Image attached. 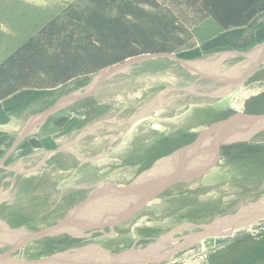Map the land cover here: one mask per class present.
I'll use <instances>...</instances> for the list:
<instances>
[{"label":"rangeland","instance_id":"rangeland-1","mask_svg":"<svg viewBox=\"0 0 264 264\" xmlns=\"http://www.w3.org/2000/svg\"><path fill=\"white\" fill-rule=\"evenodd\" d=\"M263 25L264 0H0V256L96 198L80 215L121 219L115 228L73 235L67 221L7 258L264 264V135L216 160L212 141L201 145L211 153L156 194L106 195L191 143L188 133L264 114V66L229 53H264ZM22 93L35 102L10 101ZM229 220L231 235L212 230Z\"/></svg>","mask_w":264,"mask_h":264},{"label":"water","instance_id":"water-1","mask_svg":"<svg viewBox=\"0 0 264 264\" xmlns=\"http://www.w3.org/2000/svg\"><path fill=\"white\" fill-rule=\"evenodd\" d=\"M234 121L239 122L240 125L236 126V127L235 126L232 127L233 129H231V131H226V129L228 128V127H224L225 126L224 122H226V121H222L220 124H218L219 125L218 127L214 126V128L217 129V132L213 131V128L211 126L208 127L209 125H206L205 131H202L199 134H195V136L198 137V139L196 141H193L192 143L181 147L179 150H177L173 154L159 160L155 164L154 169L152 171H148L144 176H142L141 178L136 180V182L133 183L130 187H127V188L122 187V189H120V190L116 187V188H113L110 191L111 193H109V194H106V192H104L106 195H108L107 197H110V200H108V201L115 203L116 201L118 202L120 199L134 195V193H136V195H138L140 197H141V195H143V196L147 195L148 196V194H154V193L156 194L158 192V189L166 186V182L169 180V178L173 174L182 173L188 166H190V164H194L197 161L204 160L205 157H203L201 155H200L201 158L199 157L200 151L203 148V147L201 148V145H203V142L206 140L205 138L207 136L209 137V135L211 133L213 134L212 136L215 139L212 140L210 138L207 140V143L212 141L211 143H212V145H214L213 148L216 149V148H219L221 145L232 141V139L235 142H237V141L238 142L249 141V140H252L258 134L264 132V114L261 116L241 115V116L235 117L233 119V122ZM237 127H239V128H237ZM212 136H210V137H212ZM203 149H207V148H203ZM193 161H194V163H193ZM168 170H173V171L171 173H168ZM104 193H103V195H105ZM102 198H104V196ZM95 200H96V198H94V200L92 199V200L88 201L85 205L80 206L75 212H73V214L70 215V217L68 216V218H67L68 219L67 220L68 226L64 225L67 223V221H66L64 224L63 223L58 224V229L53 227L49 231L44 230V231L39 232V233H36V232L24 233L26 235L21 236L14 243V249L15 250H12L10 253L5 254L3 256H0V264H69L68 258L66 256L64 258L61 257V259H55L52 257V258L45 259V260L38 261V262H26L25 260H21V259L12 260L11 258H7V257L11 253L20 249L21 247H23L24 245H26L29 241H31L33 239H40V238H44L47 236H53V235H57V234L62 233L63 231H61V230L65 226L67 227L66 229L68 230V234H73V233H75V231H79V233H81V235H84V233H87L90 230L100 229V227L102 226L100 224L101 217L94 218V219L93 218L84 219L80 215L81 214L80 212L82 211V209H85L86 207H88V204H91L90 202H95ZM71 217H73V219H70ZM120 220L121 219H116V222L114 224L108 222L107 224H103L102 227L113 229L116 227V225L118 223L121 222ZM226 223L231 224L232 222L229 220V221L224 222V223H215L212 226V230L213 229H215V230L219 229V227H220L221 230H219L218 236H229L233 233V231L236 228H238L235 225H232L229 228H226L225 227ZM76 224L80 225V227H78V230L75 227ZM242 225H244V224H240L239 227ZM223 229H231V231L223 232L222 231ZM55 231H59V232L57 234H55ZM21 235H23V234H21ZM201 238H203V235L198 233V234H194L191 237H188L187 240H189V241L192 240L193 243H195V242H198ZM161 244H163V243L161 242ZM185 247L180 248V249L178 248V249L181 250V249H184ZM178 249H175L174 251L177 252ZM148 253H150V252H148ZM149 256H148V254L145 255V257H149ZM147 260L152 261V262H149L148 264H155V262H157V263L159 262L158 260H154L152 258H150V259L148 258ZM72 261L73 260L70 261L71 264H99V261L98 262L97 261L88 262V260H87V261H78V262H74V263ZM108 261L109 262L108 263L106 262L105 264H116V262L121 264V262H120L121 260L116 256H110ZM100 263H102V262H100Z\"/></svg>","mask_w":264,"mask_h":264},{"label":"crops","instance_id":"crops-1","mask_svg":"<svg viewBox=\"0 0 264 264\" xmlns=\"http://www.w3.org/2000/svg\"><path fill=\"white\" fill-rule=\"evenodd\" d=\"M236 30V29H235ZM236 31H232L230 34H228L227 36H225V37H222V38H220V41H225V42H228V41H230V39H231V37H236ZM256 42H258V44H256L255 46H257V45H259V44H263L264 45V25L263 26H261L260 28H258L257 30H256ZM234 40V39H233ZM232 40V41H233ZM255 48V47H254ZM254 48L253 49H251L249 52H238V51H235V50H233V51H229V53H231L232 55H236V56H241V57H247V58H249V59H246L247 61H251V63L253 64V65H258V64H260L261 66H264V53H258V52H256V51H254ZM225 53V52H224ZM19 95V96H18ZM22 99L23 97H24V94L22 93V94H16V95H14V96H12L11 98H9L10 99V101L11 100H14V103H23L22 105H24V102H20L19 101V99L20 98ZM34 95H33V97L32 98H30L29 100H27L26 101V103H28V104H26V105H24L25 107L24 108H27V107H29V106H31L34 102H35V100H34ZM8 100V99H7ZM58 100H60L61 102L62 101H64L62 98L60 99H58ZM6 101V100H5ZM66 106H68V98L65 100V102L61 105V106H59L60 108H58L57 110H61V109H63V108H65ZM57 110L55 111V112H57ZM47 114H49V115H54V112L52 113V112H48ZM231 226V225H230ZM230 226H228V227H230ZM227 227V228H228ZM220 228V227H219ZM224 230V229H223ZM222 230V231H223Z\"/></svg>","mask_w":264,"mask_h":264},{"label":"flooded vegetation","instance_id":"flooded-vegetation-1","mask_svg":"<svg viewBox=\"0 0 264 264\" xmlns=\"http://www.w3.org/2000/svg\"><path fill=\"white\" fill-rule=\"evenodd\" d=\"M242 114V113H241ZM243 115H245V116H247V115H249L248 113H243ZM200 133V132H199ZM197 134V133H196ZM264 135V132H262V133H260V134H258L257 136H255L252 140H249V141H241V142H235V141H230V142H227V143H225V144H223V145H221L219 148H213V149H211L212 150V153H213V159L214 160H216V159H218V158H220V154H221V152H222V150L224 149V147H226V146H230V145H235V144H242V143H248V142H253L257 137H260V136H263ZM186 138H191L192 140H191V143L193 142V141H196L197 139H198V137L197 136H195V134H191V133H188V135H186ZM206 140L203 142V145L204 144H206L207 143V140L208 139H210V137H206L205 138ZM190 144V143H189ZM205 146V145H204ZM204 148V147H203ZM201 149V151H200V154H199V157L201 158V156H203V157H205L206 158V155L208 154V153H211V152H209V150L208 149ZM205 150V151H204ZM201 155V156H200ZM194 164H196V163H194ZM194 164H190V166H192V165H194ZM190 166H188L184 171H186ZM184 172H182L181 173V175L183 174ZM159 194V193H158Z\"/></svg>","mask_w":264,"mask_h":264},{"label":"bare ground","instance_id":"bare-ground-1","mask_svg":"<svg viewBox=\"0 0 264 264\" xmlns=\"http://www.w3.org/2000/svg\"><path fill=\"white\" fill-rule=\"evenodd\" d=\"M66 230H67V229H66ZM61 231H62V230H61ZM61 231H60V232H61ZM228 231H230V229H224V230H223V232H228ZM25 233H26V232H25ZM57 233H58V232L55 231V234H57ZM176 256H177V255H176Z\"/></svg>","mask_w":264,"mask_h":264}]
</instances>
